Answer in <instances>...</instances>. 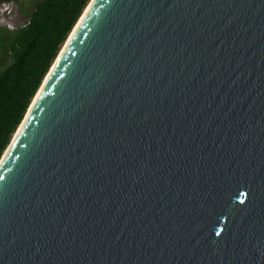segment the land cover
I'll use <instances>...</instances> for the list:
<instances>
[{
	"label": "water",
	"instance_id": "obj_1",
	"mask_svg": "<svg viewBox=\"0 0 264 264\" xmlns=\"http://www.w3.org/2000/svg\"><path fill=\"white\" fill-rule=\"evenodd\" d=\"M89 6L0 161V264H264V0Z\"/></svg>",
	"mask_w": 264,
	"mask_h": 264
},
{
	"label": "trees",
	"instance_id": "obj_2",
	"mask_svg": "<svg viewBox=\"0 0 264 264\" xmlns=\"http://www.w3.org/2000/svg\"><path fill=\"white\" fill-rule=\"evenodd\" d=\"M92 0H34L28 23L2 36L0 161Z\"/></svg>",
	"mask_w": 264,
	"mask_h": 264
},
{
	"label": "rangeland",
	"instance_id": "obj_3",
	"mask_svg": "<svg viewBox=\"0 0 264 264\" xmlns=\"http://www.w3.org/2000/svg\"><path fill=\"white\" fill-rule=\"evenodd\" d=\"M7 4L10 15L1 13L0 11V30L4 33L6 31H15L18 28L25 26L28 23V14L34 4V0H0V8ZM3 44H0V57L2 58ZM0 58V59H1ZM2 69L0 62V71Z\"/></svg>",
	"mask_w": 264,
	"mask_h": 264
},
{
	"label": "built area",
	"instance_id": "obj_4",
	"mask_svg": "<svg viewBox=\"0 0 264 264\" xmlns=\"http://www.w3.org/2000/svg\"><path fill=\"white\" fill-rule=\"evenodd\" d=\"M0 11H1V13H3V14L6 13V15H10V13H11V11L9 10L7 4H4V5L0 8Z\"/></svg>",
	"mask_w": 264,
	"mask_h": 264
},
{
	"label": "flooded vegetation",
	"instance_id": "obj_5",
	"mask_svg": "<svg viewBox=\"0 0 264 264\" xmlns=\"http://www.w3.org/2000/svg\"><path fill=\"white\" fill-rule=\"evenodd\" d=\"M25 1H28V0H25ZM20 28H18V29H16L15 31H13V32H16V31H18ZM11 31H6V33H4V32H2L1 30H0V44L2 43V36H6L8 33H10ZM1 58V57H0ZM1 60V59H0Z\"/></svg>",
	"mask_w": 264,
	"mask_h": 264
},
{
	"label": "bare ground",
	"instance_id": "obj_6",
	"mask_svg": "<svg viewBox=\"0 0 264 264\" xmlns=\"http://www.w3.org/2000/svg\"><path fill=\"white\" fill-rule=\"evenodd\" d=\"M88 6H89V5H88ZM89 7H90V6H89ZM88 9H89V8H88ZM88 9H87V11H88ZM87 11H86V12H87ZM79 24H80V23H79ZM77 27H78V26H77ZM75 29H77V28H75Z\"/></svg>",
	"mask_w": 264,
	"mask_h": 264
}]
</instances>
